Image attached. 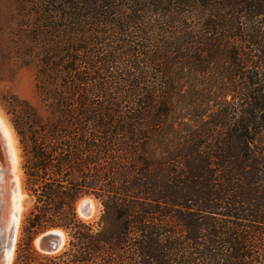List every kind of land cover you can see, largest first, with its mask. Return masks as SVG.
<instances>
[{
	"label": "trees",
	"instance_id": "16d2710c",
	"mask_svg": "<svg viewBox=\"0 0 264 264\" xmlns=\"http://www.w3.org/2000/svg\"><path fill=\"white\" fill-rule=\"evenodd\" d=\"M35 4L51 117L18 133L32 207L13 264H264V0ZM209 74L236 100L228 132L172 133L183 84ZM52 228L64 247L38 252Z\"/></svg>",
	"mask_w": 264,
	"mask_h": 264
},
{
	"label": "rangeland",
	"instance_id": "374dc122",
	"mask_svg": "<svg viewBox=\"0 0 264 264\" xmlns=\"http://www.w3.org/2000/svg\"><path fill=\"white\" fill-rule=\"evenodd\" d=\"M35 2L36 0H0V113L4 116L8 126L10 125L14 136L19 157L20 191L22 193L20 223L11 264L14 262L16 249L23 236L22 222L32 207V202L28 199L24 189L25 174L18 133H45L43 127L46 125L43 123L51 117L47 102L39 92V69L44 55V45L40 36H36L34 31H36L35 27L45 29L46 22L42 20L44 18L38 12ZM217 70L222 75L227 73V68L220 67ZM182 89L186 100L178 103L172 133L228 132L227 126L222 123L234 121L236 100L227 89L214 86L210 74L205 76L203 82L188 78ZM215 119H217L215 122L218 128H214V131L207 129L214 125ZM39 120L43 123L36 124ZM204 126L206 128H203ZM77 212L84 221L97 229L103 213V205L95 197L86 195L77 202ZM4 233L0 230V245L6 239ZM40 234L33 239V247L40 253H57L67 241L64 232V242L61 248L57 252L46 253L38 247L36 242ZM37 258L34 256L33 264H39L41 259Z\"/></svg>",
	"mask_w": 264,
	"mask_h": 264
},
{
	"label": "bare ground",
	"instance_id": "6f19581e",
	"mask_svg": "<svg viewBox=\"0 0 264 264\" xmlns=\"http://www.w3.org/2000/svg\"><path fill=\"white\" fill-rule=\"evenodd\" d=\"M3 117L0 113V230L5 232L6 239L0 245V264H11L20 223L22 193L14 136Z\"/></svg>",
	"mask_w": 264,
	"mask_h": 264
},
{
	"label": "water",
	"instance_id": "95a60500",
	"mask_svg": "<svg viewBox=\"0 0 264 264\" xmlns=\"http://www.w3.org/2000/svg\"><path fill=\"white\" fill-rule=\"evenodd\" d=\"M64 231L59 228H52L44 231L37 237L38 247L46 253L57 252L63 243Z\"/></svg>",
	"mask_w": 264,
	"mask_h": 264
}]
</instances>
